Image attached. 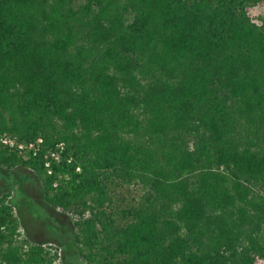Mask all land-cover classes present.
Masks as SVG:
<instances>
[{"label":"trees","instance_id":"trees-1","mask_svg":"<svg viewBox=\"0 0 264 264\" xmlns=\"http://www.w3.org/2000/svg\"><path fill=\"white\" fill-rule=\"evenodd\" d=\"M0 169L81 264L264 263V0H0ZM0 264H61L10 192Z\"/></svg>","mask_w":264,"mask_h":264},{"label":"rangeland","instance_id":"rangeland-1","mask_svg":"<svg viewBox=\"0 0 264 264\" xmlns=\"http://www.w3.org/2000/svg\"><path fill=\"white\" fill-rule=\"evenodd\" d=\"M261 13L263 10L254 9L252 16L256 18ZM6 138L14 142L10 137ZM6 192L12 195L24 235L36 243L58 249L61 264H81L71 220L44 203L41 182L31 171L17 169L7 172L0 169V196Z\"/></svg>","mask_w":264,"mask_h":264},{"label":"built area","instance_id":"built-area-1","mask_svg":"<svg viewBox=\"0 0 264 264\" xmlns=\"http://www.w3.org/2000/svg\"><path fill=\"white\" fill-rule=\"evenodd\" d=\"M4 143H9V144H13V142L10 140H7V139H5L4 141H3ZM51 156L53 157V158H55L56 160H58L59 159V155L57 154V153H52L51 154ZM49 166V164H47V167Z\"/></svg>","mask_w":264,"mask_h":264}]
</instances>
